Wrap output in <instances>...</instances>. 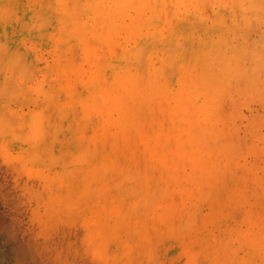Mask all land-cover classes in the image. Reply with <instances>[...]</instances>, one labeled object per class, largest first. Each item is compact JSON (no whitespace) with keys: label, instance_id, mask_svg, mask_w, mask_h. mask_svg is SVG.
<instances>
[{"label":"rangeland","instance_id":"1","mask_svg":"<svg viewBox=\"0 0 264 264\" xmlns=\"http://www.w3.org/2000/svg\"><path fill=\"white\" fill-rule=\"evenodd\" d=\"M46 1L0 0V48L4 46L8 52L0 50V79L12 77L18 90L9 102L21 116L42 111L48 120L39 140L45 139L53 153L49 160L30 161L35 180L62 179L80 186L92 181L94 192L84 196V201L92 203L100 194L102 200L120 196L141 206L142 216H133L131 223L145 226L138 232L147 230L139 236L128 235L127 242L134 245L137 241V250L131 248L126 259L131 264L141 259L143 264L157 259L164 264H192V258L201 254L212 260L227 257L234 264H244V260L245 264H263L264 80L254 74L257 77L250 75L213 87L204 81V73L209 68L215 70L217 62L210 55L204 61L202 52L210 49L208 52L238 55L241 61L235 75L254 67L248 60L256 55L257 72L264 78V0H130L123 6L118 0H101L106 9L114 11L117 22L112 41L101 45L93 39L102 15L85 8L81 1ZM77 15L83 22L73 18ZM71 20L81 25L73 27ZM122 51L133 53L116 65ZM18 59L24 62L23 67L15 66L13 61ZM12 68H17L16 72ZM103 68L105 81L97 99L95 75ZM125 71L134 72L138 83L121 87L117 79ZM22 133L10 144L0 139V158L10 152L17 161L27 154L30 145ZM211 168L217 172L211 175ZM66 170L68 179L62 178ZM108 181L110 188H106ZM251 184L256 189L259 184L263 192L249 187ZM119 185L124 187L121 193L116 191ZM85 211H80V220L90 215ZM180 211L195 213L193 224L183 233L174 230ZM144 241L150 244L146 246ZM111 243L115 251L117 246Z\"/></svg>","mask_w":264,"mask_h":264},{"label":"bare ground","instance_id":"2","mask_svg":"<svg viewBox=\"0 0 264 264\" xmlns=\"http://www.w3.org/2000/svg\"><path fill=\"white\" fill-rule=\"evenodd\" d=\"M73 1H75V2L81 1L82 4L85 6V8L91 9V10L94 11L95 14L98 13L99 15L103 16L102 18L99 17V18H101V20H100V22L98 21L99 23L97 24V27H96V29L94 31V39H93V41L95 42V44H98L100 42H104L105 43V41H108V40L112 41V38H113L114 34L116 33L115 32V30H116L115 26L117 25V22L115 20L116 16H115L114 11L106 9L101 0H87V1L73 0ZM118 1H119L118 4H121L120 6H123V4H125V2L126 3L130 2V0H118ZM43 5H44V2H43ZM128 5H130V4H127V6ZM76 6H77V4H76ZM82 9L84 10V8H82ZM98 14H96V15H98ZM78 15L75 16V17L73 16V18L76 21H78V22H83L82 19L79 18ZM75 20H71L72 26L73 27L74 26L77 27L78 25L80 26L81 24H78V22L76 24ZM95 26H96V24H95ZM83 27H82V29H83ZM66 28H68V27L66 26ZM67 30H65V31H67ZM34 31H36V30H34ZM0 34H2V33H0ZM149 37H151V36H149ZM150 40H151V38H150ZM258 40L256 41L257 43H258ZM5 43L2 42V44H4L6 46ZM100 45H101V43H100ZM142 45H143V43H142ZM145 45H147V43ZM140 47H142V46H140ZM155 47H156V45H155ZM152 48H154V47H152ZM0 50L3 52V51H6L7 49L4 48V46L3 47L1 46ZM153 50H155V49H153ZM208 50H210V49H206V52H202V54H203L202 58L204 59V61H206V59L208 58L207 56H209V55L211 57L213 56L214 59H212V58L211 59H212V61H216L217 62V64H216L217 67H216L215 70H213V69H210L208 66H205V67H208L209 69L206 70L205 73H204V75H205L204 76V81L209 83L213 87L217 86V84H220V83H222L223 85L224 84H228V83L231 84L230 82H233L235 79L246 78V77H249L250 75L254 76V77H257L254 74H257L259 76L257 78H260L261 81L264 80V78H262L260 76V74L257 72L258 70H257V57H256V55L248 60L251 64L253 62L255 63L254 67L249 68V70H247V71H241L238 75H235V73H234L235 68L240 65V61H241V58L238 55H236V54H233V55H230V54L222 55V54H218V53H215V52H208ZM142 52H144V50H142ZM7 53L8 52L6 51V54ZM132 53H129V51H122V52L118 53L117 59H118L119 62L116 63V65L119 64L120 62L126 60L129 57V55L132 54ZM107 54H109V53H107ZM10 55H12V54L10 53ZM19 55H20V53H19ZM3 56H5V55H3ZM146 56H148V55H146ZM136 58H137V56H136ZM131 59H129V60H131ZM145 59H147V58L145 57ZM16 60L13 61V62H15L14 64H16L15 65L16 67L18 66V68H20V67H23L25 65L24 62L22 63V61H19V59H18V61H16ZM137 60H138V58H137ZM209 60L210 59H208V64L211 65V62ZM176 61H177V59H176ZM30 65L33 66L32 64H30ZM166 65L167 64H165V66ZM181 65H183V64L181 63ZM112 66H115V65H112ZM124 66H125V64H124ZM200 66H202V65H200ZM119 67L122 68L121 65ZM190 67H192V66L190 65ZM129 68H131V67H129ZM15 69H17V68H15ZM15 69L13 70V68H12V71H15ZM26 69H28V67ZM29 69H32V67H29ZM32 70H30V72H32ZM1 72L2 71H0V78H1V74H2ZM104 72H105L104 68L100 69V70L98 69V71L96 72V75H95V98H97V99L99 98V94H101V92L98 93L97 91L100 90V88L102 87V85L104 84V81H105V75H103ZM117 72L118 71H116V73ZM150 72H152V71H150ZM193 72H195V71H193ZM124 73L125 74L123 76L118 77V79H117L118 83H119V85L121 87L128 88V87H131V86H133V85L138 83L137 81L134 82L136 80V78L132 75L134 72L132 73V71L131 72L125 71ZM161 73H163V72H161ZM160 74H158V75H160ZM164 75H165V73H164ZM241 75H244V77L236 78L237 76H241ZM195 76H197V75L195 74ZM199 76H198V78H199ZM154 80L156 81V79H154ZM157 80L159 81L160 79H157ZM3 81H5V82H3ZM12 81H13L12 77H9V78L7 77L4 80L0 79V139L4 143L10 144L9 142H13L15 140H18L20 138V136H21L19 134L23 132L25 135H23V133H22V137L27 139V142L30 145V148H28L26 155L19 157L20 160H19V158H18L17 161L13 160L12 153H10V152H6L5 155H4V158H0V264H117L118 262H124V264H128L130 262V259L129 260H126V259H127L128 254H129V250H132V249L136 248V245H137L136 244L137 241H135L136 243L134 242L136 245L135 244L133 245V244H130L129 242H127L128 239H129L128 235L131 236L134 233L137 234L139 232H143L144 230L145 231L147 230V229H144V230H141V231L139 230V232H138V229H140L139 227H141V226L137 227V225H136L134 227V226H132V223H131L133 216L134 217L136 216V218H139L140 216H142L141 214H139L140 211L142 212L141 206H139V205L138 206L137 205H135V206L131 205L132 203L130 204V202L128 200H126V198H120V196H119V198L114 197V198H110L109 199V197H108V198H105V199L102 200L100 194H97L98 196H96V198H94L92 203L84 201V196L88 195V193H90V191L93 190V188H94V185H93L92 181H89V183L85 184V186H80V184H74L73 182H71L69 180L68 181H63L62 179L60 181H58L59 179H53L52 181L48 180V181H46L44 183L38 181L37 179L35 180L34 176H35L36 173L33 170L32 166L29 165L31 163L30 161L32 159H34V158H35V160L39 159V158H42V159L45 158L47 160L51 159V156H49V153L52 152V150L50 148H47V146L45 145L46 140L45 139L39 140L40 137H41L40 133H42L46 129V126L48 124V120H47V117H45V115L43 114L42 111L37 112V113L34 112V111L33 112H28L24 116H21L18 113V111L9 102V100L13 99L12 97H15L17 92H18V90L13 85ZM127 82H128V84L126 85ZM160 82L161 81H159V83ZM157 85H159V84H157ZM108 86H109V84H108ZM116 87L118 89V86H116ZM108 88L109 87H107V90H108ZM157 88H159V87L157 86ZM102 94H104V93H102ZM113 95H115V94H113ZM123 96H124V94H123ZM126 100H128V98H126ZM97 101L98 100H95V102H97ZM139 101H140V99H139ZM133 102H135V100ZM149 102H150V100H149ZM106 103L108 104V102H106ZM126 106L128 107L127 103H126ZM103 109H104V107H103ZM142 111H140V112H142ZM130 112H132V111H130ZM136 112H138V111H136ZM195 113L196 112H194V114ZM51 114H52V112H51ZM125 118H126V116H125ZM198 118H201V117H198ZM128 122L129 121H127V123ZM131 123H133V122L131 121ZM37 135H39V137H37ZM49 135H50V133H49ZM204 137H205V135H204ZM231 138L233 140V137H231ZM36 140H37V142H35ZM47 140H48V138H47ZM54 142H55V140H54ZM211 142H213V140ZM232 142L235 143L236 140H235V142L234 141H232ZM43 143H44V145H43ZM215 143H216V141H215ZM224 143H227V142H224ZM241 143H243V142H241ZM227 144H229V143H227ZM201 145H203V144H201ZM211 146H212V144H211ZM242 146H244V143L242 144ZM12 147L14 148L15 146L12 145ZM233 147L236 148L235 146H233ZM233 147L232 148L229 147V148L233 149ZM216 148L219 149V147H217V143H216ZM201 149H203V148H201ZM220 149H222V148L220 147ZM179 150L177 152H179ZM192 150H194V149H192ZM195 150H197V149H195ZM215 150H217V149H215ZM237 150H235V152ZM200 151H202V150H200ZM184 152H186V151H183V153ZM199 153L197 152V154H199ZM213 155L214 154L212 152V156ZM220 155H221V153H220ZM202 157L203 156L201 155V158ZM216 157H213V159L215 160ZM225 159H227V158H225ZM203 160H205V159H203ZM111 161H112V159H111ZM209 161H211L210 162V164H211L212 163L211 157H210ZM213 163H215V162L213 161ZM108 164H110V163H108ZM114 164H115V162H114ZM122 164H124V163H122ZM230 164H231V161H230ZM201 165H203V167H204V164H201ZM217 165H218V163H217ZM231 166H234V165H230V168H231ZM220 167H222V166H220ZM213 168H211V170H212L211 175H212L213 171H215V169H213ZM217 168H218V166H217ZM110 169H112V168H110ZM224 169H225V167H224ZM207 172H208V170H207ZM215 172H217V171H215ZM227 172H228V170H227ZM63 175L64 176L62 178H67V179L70 178V173H68L67 170L64 171ZM205 176L207 177V175H205ZM247 176H245V177L247 178ZM260 177H258V178H260ZM216 178H218V177H216ZM249 178H251V177L249 176ZM210 179H211V177H210ZM263 179L264 178H262V180ZM253 180H254V178H253ZM220 181H221V179H220ZM204 182H205V180H204ZM259 182L261 183L262 181L259 180ZM152 183H153V181H152ZM212 184H214V183H212ZM222 184H224V183H222ZM246 184H247V182H246ZM263 184H264V182H263ZM258 185H257V187H258V189H260L259 188L260 186H258ZM111 186L112 185L110 184V181H108V183L106 184V188H110ZM252 186H253L254 189H256L253 184H251V186H249V187L252 188ZM132 187H135V186H132ZM242 187H243V185H242ZM201 188H203V186H201ZM261 188H262V186H261ZM103 189H105V187ZM123 189H124V187L119 185V186H117V190L116 191L121 193L123 191ZM254 189H252V190H254ZM258 189H256V191ZM210 190H212V189H210ZM261 190L262 189L258 190V191H260V194H261V192H263ZM93 192H94V190H93ZM112 193H113V191H112ZM147 193H149V192H147ZM252 193L254 194L255 191L248 193V196H249V194L251 195ZM159 194H160V192H159ZM140 197H143V196H140ZM242 199L244 200L245 198H242L240 196V200H242ZM140 200H142V199H140ZM143 202H144V200H143ZM153 202H154V200H153ZM149 205H150V203H149ZM151 208H153V207H151ZM84 209L88 211V212L85 211V212H87V214L88 213L90 214L89 215L90 219H88L89 218V216H88L87 218H85L83 220L82 219L80 220L79 219L80 211H82ZM178 209H176L177 212L179 211ZM182 209H184V207H182L181 210ZM187 210H189V209L187 208ZM149 212H150V210H149ZM152 212H153V210H152ZM154 213L155 212L150 213V215L153 216ZM168 213H170V212H168ZM254 213H255V211H254ZM179 214H181V211H180V213H178V216H179ZM143 216H144V214H143ZM91 217H92V219H91ZM169 217L173 218V216H171V213H170ZM197 217H198V215H197ZM136 218H134V219H136ZM150 218H148V219H150ZM161 218H163V217H161ZM175 218L177 219V217H175ZM156 220H157V218H156ZM170 220H171V218H170ZM194 220H195V213L194 212H189V211L188 212H184V213L181 214V218L179 219V222L175 225L176 227L174 228V230H177V231L183 233V232H185L186 230H188L190 228V226H191V224H193ZM158 221L159 220H157L156 224L158 223ZM137 224L139 225V223H137ZM151 225H154V224H151ZM163 226H166V225H163ZM144 227L145 226H143L141 228H144ZM158 227H159V225H158ZM154 228H156L155 225H154ZM157 229H159V228H157ZM149 231L151 233V230H149ZM164 231H165V229H164ZM170 231L171 230H169V232ZM144 233H146V232H144ZM142 234H141V236H142ZM157 234H158V231H157ZM139 235H140V233L138 234V236ZM124 236L126 237V239H124ZM134 236H135V234H134ZM239 237H240V235H239ZM140 239H142V238H140ZM243 240H245V239L243 238ZM111 241H114L116 246H117V249H115V251L109 245V243H111ZM221 241H223V240H221ZM241 241H242V239H241ZM153 242H155V241L153 240ZM144 243L146 245L145 241H144ZM149 244H147L146 246H148ZM258 244H260V243H258ZM111 245H112V243H111ZM255 246H256L255 248H260L256 244H255ZM225 248H226V246H225ZM136 250H137V248H136ZM156 252H157V249H156ZM156 252L154 254H156ZM150 253H152L151 250H150ZM135 254H137V253H135ZM198 255H199V253H198ZM159 256L157 255V257H159ZM226 258L227 257H225V259L222 258L221 260H219V258L217 257L214 260H212V258L209 257L208 255H206V254L202 255L201 254V255H199L197 257L192 258V260H193L192 264H234L235 263L234 260H228ZM141 260L140 261L137 260L138 261L137 263L136 262L135 263L132 262V263L133 264H143V261H141ZM161 260L159 261V259H157V260H154V261H155V263H158V264L159 263L160 264H164L163 261H161ZM245 262L246 261L244 260L243 263L245 264ZM155 263H153V264H155ZM238 263L239 262H237L236 264H238ZM129 264H131V263H129ZM240 264H242V263L240 262ZM252 264H256V261L254 263H252ZM263 264H264V262H263Z\"/></svg>","mask_w":264,"mask_h":264}]
</instances>
